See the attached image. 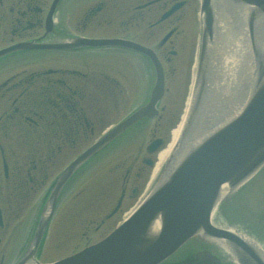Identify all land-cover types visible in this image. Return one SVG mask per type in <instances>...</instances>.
I'll use <instances>...</instances> for the list:
<instances>
[{
	"label": "flooded vegetation",
	"instance_id": "obj_1",
	"mask_svg": "<svg viewBox=\"0 0 264 264\" xmlns=\"http://www.w3.org/2000/svg\"><path fill=\"white\" fill-rule=\"evenodd\" d=\"M198 7L199 0H0V50L31 46L0 56V65L22 59L0 74V264H14L26 251L45 209L42 200L59 173L50 174L52 157L66 140L68 146L81 141L80 127L106 131L152 100L155 112L138 118L119 134L118 144L111 143L136 148L121 179L119 207L125 196H136L154 163L156 151H148V143L166 140L167 124L150 128L153 133L147 127L162 115L179 114L174 105L181 99L166 106L162 100L170 90L169 72L177 93L184 90L193 46L185 36L195 22L198 31ZM89 40L98 43L75 45ZM35 55L47 60L32 59ZM183 65L186 73L179 69ZM90 114L97 115V123ZM132 140L138 144L129 145ZM62 191L51 224L65 203L66 184Z\"/></svg>",
	"mask_w": 264,
	"mask_h": 264
},
{
	"label": "water",
	"instance_id": "obj_2",
	"mask_svg": "<svg viewBox=\"0 0 264 264\" xmlns=\"http://www.w3.org/2000/svg\"><path fill=\"white\" fill-rule=\"evenodd\" d=\"M218 5L230 14L245 16L251 54L252 92L246 97V88L244 96L238 95L241 99L237 107L226 117L211 103L207 104V93L213 84V7ZM200 9L201 51L192 103L175 152L159 182L144 202L106 237L45 264H158L196 234L223 240L240 264H264L262 254L253 245L210 222L222 186L226 185L228 191L235 189L264 164V0H201ZM97 43L89 40L75 45ZM246 84L244 79L241 86ZM139 113L117 124L66 166L48 198V210L52 211L62 184L73 170ZM46 221L47 217H43L36 230L32 250ZM29 257L27 253L18 264H24Z\"/></svg>",
	"mask_w": 264,
	"mask_h": 264
},
{
	"label": "rangeland",
	"instance_id": "obj_3",
	"mask_svg": "<svg viewBox=\"0 0 264 264\" xmlns=\"http://www.w3.org/2000/svg\"><path fill=\"white\" fill-rule=\"evenodd\" d=\"M190 32L191 33L185 36V39L188 43L187 46L193 44L190 49L192 50L191 58L193 64V55L197 44L196 22ZM32 59L45 61L47 60V57L35 55ZM21 60V58H15L9 60L3 65H0V74H2L6 68H12V66H14L15 64L22 62ZM184 66L185 65L180 66L179 69H183L186 73ZM191 69L192 65L189 68L184 90L179 91V94L177 93L176 88L173 87L174 82L170 72L167 77V85L169 86L170 90L168 93H166L165 98L162 100V105L166 106L172 101L181 99L178 105H174V108L179 111V114H176L175 116L162 115V117L160 116L159 118H156L147 127V133H149V129L153 128L154 126H157L159 123V126H161L162 129L163 126L167 124L165 132L166 140L160 152H162L165 149L166 144L170 142L172 130L177 126L180 116L183 112V108L185 106V99L189 89ZM178 77L180 80L183 79V73H179ZM172 92L176 94H172ZM89 117L93 121L95 120L94 122L97 123L96 114H90ZM115 118H113L112 120H114ZM80 128L78 130V133L79 136H81V141L76 142L75 145L68 146V141L66 140V147H64L62 151L55 153V155L52 157L54 167L50 169V174L55 175V173L59 172V170L66 163H68L77 153H79V151L89 145L102 132L100 130H97L91 133L88 130H80ZM151 132L153 133V131H151L150 129V133ZM73 135L75 134L73 133ZM85 135L87 136L84 137ZM137 144L138 140H132L129 143V145L132 146ZM117 150L123 151H119L118 153ZM136 152V148L134 149V151H132L131 147H127V149L111 148L109 150V153H107L103 158H101V160H98L96 163L94 162V164L91 165L92 167L87 169L88 171L87 174L84 175V179H82L83 177H81L75 181L76 184L70 187V192L64 200L65 203L63 202V206L66 204V209L64 210L62 206L59 212H57L50 226L49 233L41 255V260H55L100 239L107 232H109L116 224H118L119 221L131 210L130 207L135 204L137 197L142 192L141 187H143L144 183H146L148 176L151 172V168L146 171L145 177L141 182V187L136 196L133 198H128L125 196L123 199L122 206L116 212L111 214L108 219L105 218V215L109 214L114 209L113 206L116 205V200L119 196L121 179L123 178L125 173V167L129 164L131 158L135 156ZM158 153L154 154L155 161L157 160ZM134 171H136L135 168L131 171V179L134 176ZM90 176H94V179L91 178V185H89ZM131 179L127 184V193L131 192V190H129L132 186ZM243 188H245L243 193H240L239 191L237 199L234 197V202L231 203V207H228L225 210L226 217L234 218V221L236 222L237 220H239V213H243L242 211H247L250 218L248 219V224H239L246 228L247 231H253L257 235V239L263 241L264 228L258 224V221H255L254 217L256 216H254V213L258 212L260 215L261 211H263L262 215H264V202H261V197L262 195H264V169H262L253 180H250L246 185H244ZM261 205L263 207H261ZM232 214H235V216ZM252 219H254V223L249 225V220ZM184 251L185 247L179 250L176 255H180ZM224 258H227L230 264H236L235 262H233V260L229 259V257ZM170 260L174 261V255Z\"/></svg>",
	"mask_w": 264,
	"mask_h": 264
},
{
	"label": "bare ground",
	"instance_id": "obj_4",
	"mask_svg": "<svg viewBox=\"0 0 264 264\" xmlns=\"http://www.w3.org/2000/svg\"><path fill=\"white\" fill-rule=\"evenodd\" d=\"M219 34L220 36H222L218 44L222 47V50H219V52H221V55L217 57L216 55H213L214 58L218 60L216 67L218 70V80H216V93L219 98H224L228 101V103H232V96L235 95L238 85H240L241 88V79H245V83L247 82V86L242 87V90L239 91V94L244 96L246 88V97H249L250 93L252 92V90H250L251 84H249V82H252L250 76L251 73L249 70L250 66L248 63L249 42L246 30L244 28H239L237 32H230L228 28L223 25V28L219 31ZM252 84H255V82H253ZM231 108H233V106ZM226 111H228L227 114H229L232 109L228 108ZM179 127L180 126L178 124L177 127L173 129L172 139L166 146V148L159 154V158L154 166V169L162 161L163 156L171 149V146L178 135L180 129ZM225 187L226 185L221 188V196L227 192V189ZM262 257L264 258L263 254Z\"/></svg>",
	"mask_w": 264,
	"mask_h": 264
}]
</instances>
